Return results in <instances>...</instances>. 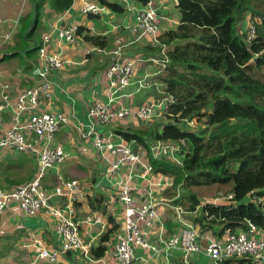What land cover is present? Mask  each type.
<instances>
[{"label": "trees", "instance_id": "16d2710c", "mask_svg": "<svg viewBox=\"0 0 264 264\" xmlns=\"http://www.w3.org/2000/svg\"><path fill=\"white\" fill-rule=\"evenodd\" d=\"M34 11L26 18L19 37L22 41L0 62L25 51L36 59L42 42L35 38L43 10L48 0H30ZM115 15L125 14L126 4L142 7L150 0H99ZM50 9L60 15L74 5V0H51ZM179 24L165 30L154 43L129 54L139 61H165L155 65L153 82L162 83L165 97H172L165 117L168 122L155 124L145 131L135 127L117 129L119 135L136 141L149 153V161L157 173L173 178L174 186L164 196L175 199L180 186L193 187L231 185L229 204H205L189 193L187 212L202 214L194 219L201 232L221 237L226 231H245L249 223L264 234V80L257 71L264 67V0H178ZM250 18L256 27V39L249 44L242 26ZM78 36L97 48H110L112 38L93 36L86 27L78 28ZM38 61V59H37ZM33 66L30 71H33ZM103 71V70H102ZM101 71V72H102ZM154 88L149 92L155 93ZM155 98V97H154ZM198 118L203 128L191 130L181 122ZM175 141L182 145L181 164L166 158L154 159L150 148L154 142ZM153 142V144H152ZM37 174V173H36ZM13 190V189H12ZM11 191V190H10ZM108 197L96 196L90 210L106 211ZM111 228L90 248V257L97 261L106 256L109 246L120 229L109 216ZM170 234L180 225L173 218L165 221ZM0 227L4 224L0 221ZM171 236V235H169ZM71 260L84 255L70 252ZM73 253V254H72ZM177 264H185L182 260ZM194 264V263H190ZM218 264H255L251 258L221 260Z\"/></svg>", "mask_w": 264, "mask_h": 264}, {"label": "built area", "instance_id": "2783aa9c", "mask_svg": "<svg viewBox=\"0 0 264 264\" xmlns=\"http://www.w3.org/2000/svg\"><path fill=\"white\" fill-rule=\"evenodd\" d=\"M178 5V0H150L149 4L141 7L133 22L128 26L132 37L130 43L123 39L116 40V59L96 79L102 82L104 100H96L87 109L91 122L90 132H83L82 139H92L95 148L100 152L113 154L114 158H107V176L114 181L116 196L122 206V223L115 233V244L111 250L113 264H135L136 251L143 249L152 257H164L169 264V256L175 252L181 253L185 264H189L194 255L218 264L221 260L233 258H251L255 264H264V234L252 223L245 231H226L219 238L208 237L203 241L199 227L181 221L183 229L179 235H166V224L162 220L161 204L157 201L164 190L174 186L173 178L157 173L149 161V153L136 143L122 139L113 140L114 134H101L96 126L110 128L126 120L150 123L159 116L166 114L173 98L168 96L162 100L153 98L141 105L124 104L128 89L134 85V78L138 73L141 62L138 59L124 58L123 48L150 40L159 44V37L163 34V17L159 16V8L165 5ZM159 4V5H158ZM107 8L100 3H86L82 12L85 14H103ZM243 29L247 42L251 44L256 39L254 24L245 23ZM78 28L66 26L56 28V38L70 44L78 39ZM13 33L5 35L8 41ZM52 34L43 36V45L39 51L38 74L40 81L34 87L22 91L17 95L14 110L13 125L4 130L0 138V151L10 150L28 155H34L38 162L35 178L25 184L16 186L11 191L0 189V213L13 203L21 206L26 216H36L45 211L55 220V231L61 239L59 250L39 248L37 258L47 263H56L61 255L80 251L85 258L90 257V246L80 232V222L76 219L75 203L82 195V185L78 180H63L53 188L45 187L43 179L48 170L59 164L64 158V151L54 145L57 133L70 123V116L65 113H37L42 98L50 100L53 96V70L63 68L65 62L62 54L49 52ZM155 65H163L165 61L151 60ZM158 75V72L154 76ZM152 75H146L139 81V90L154 88L159 90V83L152 82ZM11 83L0 73V111L10 106ZM3 119L0 115V123ZM186 126L195 130L197 119L186 120ZM150 155L154 159L170 158L181 164L182 145L175 141H159L150 148ZM232 194L218 198L206 204H229ZM63 198L61 205L53 203ZM264 202V198L260 199ZM180 211L181 208H176ZM168 230V229H167ZM159 231V232H158ZM152 232L158 235V240L152 241ZM149 260V259H148ZM100 264H111L107 259L98 260Z\"/></svg>", "mask_w": 264, "mask_h": 264}, {"label": "crops", "instance_id": "0c3cea01", "mask_svg": "<svg viewBox=\"0 0 264 264\" xmlns=\"http://www.w3.org/2000/svg\"><path fill=\"white\" fill-rule=\"evenodd\" d=\"M50 1L48 0L46 3L45 9H49L46 12L54 18L52 23H55L52 30L49 31V33L53 31V34L51 43L48 45V50L52 53L57 52L62 54L63 59H65V64L63 68L52 71L50 78L54 85L53 96L50 100L42 98L36 112L65 113L70 116L71 121L57 133L54 139V145L64 151V158L59 164L47 171L43 183L45 187L51 189L56 182L57 184L60 182V179H71L81 182L82 195L75 203L76 219L81 223V235L91 248L111 228L109 216L115 218L121 227L123 206L114 198L116 196L115 184L106 174L108 169L106 157L113 159V154L109 151L100 152L97 150L92 139H82V133L90 132L91 130V122L88 118L86 106L91 105L96 100L106 99L102 82L97 80L96 76L116 59V40L123 39L125 42L131 38L127 28L133 22L136 12L142 6L134 2H129L126 4L128 10L122 15H115L107 9L102 14V17L107 16L115 27L112 29L108 25L97 34L91 30V26L88 25L90 27L88 28L86 23L88 19L92 21V19L102 18L101 15L85 14L82 12V8L86 3H100L99 0H74L72 9L60 15L50 9ZM174 6L179 11L177 5ZM33 11L34 8L30 0H0V59L4 58L8 53L11 55L14 54L12 51L16 44L20 43L19 47L22 46L23 43L19 34L26 22L24 17H28ZM79 14L83 15V19H88L83 20L82 15L78 17ZM58 17H61L63 21L56 20ZM76 18H81V21L75 23ZM163 19L169 25L166 29L162 25L164 31L174 29V24L176 26L179 24L180 15L169 17L168 13H166ZM45 23L46 20L43 18L42 29L45 28ZM90 23L93 25L92 22ZM37 26L38 29L35 33V38L42 42L39 34L42 29L41 27L39 28V25ZM66 26H76L77 28L81 26L86 27L93 36L112 38L113 42L109 44V49L97 48L95 45L84 41L83 37L80 36H78L76 43H67L56 38L55 34L56 28ZM10 33H13L10 40L5 41V35ZM83 41L92 48V52L86 50ZM148 44L150 43L146 40L135 45H127L123 48L122 56L128 58L130 57L129 54L133 51L138 53L137 51ZM153 46L156 45L154 44ZM38 58L39 53L36 59L32 60V58H28L25 51H20L16 56L0 62V73L12 85L10 96L11 104L3 111H0L3 119L2 123H0V138L4 130L10 128L14 123L13 117L17 95L27 90L24 88L21 89L20 86L25 84L24 86L27 85L26 87L30 89L40 81L38 74L40 64L39 60L37 61ZM149 60H145V64L139 65V72L145 66H154L155 68V65L149 64ZM31 66L34 68L32 72L30 71ZM152 77L154 78L155 76ZM130 89H128L126 98H124V104L126 106L141 105L135 99V93L132 89L131 92ZM150 98L154 97L152 96ZM150 98L147 100H150ZM129 121L134 126L138 125V122L132 120L123 121L121 124ZM154 121L145 124H153ZM96 130L101 134L113 133L114 137H116L115 140L113 138L115 142L123 139L117 133L118 130L112 127L104 128L96 126ZM37 171L38 162L34 155L10 150L0 151V189L10 191L18 185L28 183L35 178ZM68 176L69 178H67ZM96 196L108 197L109 204L107 205L106 211L92 212L90 210V201ZM62 201L63 198L54 200L53 203L61 205ZM165 211L166 208L161 209V213H164V215ZM0 221L4 224V228L0 227V264H100L98 260L94 261L77 256L76 259L71 260L65 255H61L56 263H47L38 259L39 248L59 250L62 244L61 239L55 231L56 220L45 211L36 216H26L21 206L18 203H13L9 208L0 213ZM199 231L203 241L208 237L218 238L210 232L202 233L200 228ZM154 233L152 232L150 235L152 241L158 240L159 237L158 235L154 236ZM165 234L170 235L167 229ZM114 244L115 240L113 238L109 246V251L103 257L111 264L113 262L110 252ZM142 250L136 251L138 258L135 264H167L164 257H152L150 253ZM67 255H71V253H67ZM181 257L180 252L171 254L169 256V264H177V261L182 260ZM189 262L197 263L195 260H190Z\"/></svg>", "mask_w": 264, "mask_h": 264}, {"label": "rangeland", "instance_id": "374dc122", "mask_svg": "<svg viewBox=\"0 0 264 264\" xmlns=\"http://www.w3.org/2000/svg\"><path fill=\"white\" fill-rule=\"evenodd\" d=\"M158 1L159 0H156V3H158ZM158 8H159V16L160 17H163L166 13H168L169 17L178 16V14L180 15V12L176 10V8H175L173 3H171V5H165L163 7L158 6ZM131 9H133V8L131 7ZM46 10H49V9L48 8L44 9V14L42 15L40 23L38 24L39 28H40L41 25H42V19L45 18V20H46V23L44 24L45 28L42 29V27H41L42 30L39 33L41 39H42V36H44V35L53 34V31L50 32V33H49V31L52 30L53 25L55 23V22L52 23L54 18L52 16H49L48 12H46ZM80 15H82V14H79L78 17H80ZM99 15H101V17L103 16L102 14H99ZM24 18L26 20L27 17H24ZM82 19H83V15H82ZM87 19L88 18L83 19V20H87ZM100 19H104V20H100ZM100 19L99 18L92 19V21H90L88 19V21L86 23L87 26L88 25L91 26V30L94 33L99 34V32L101 30H103L105 27H107L108 25H110L111 28L114 29L115 26L112 24V21L107 18V16H104V17H102ZM56 20L63 21L61 19V17H58ZM80 21H81V18H76L75 23H78ZM90 22H92L93 25H91ZM246 23H249V24L253 25L252 20H250V18L246 19ZM162 25H164L165 29L168 28V26H169L168 23L166 22V20H164V19H162ZM89 26H88V28H90ZM117 26H118V24H117ZM244 27H245V25L242 26L241 32L243 31ZM173 28H176V24H174ZM89 34L92 35L90 30H89ZM130 37H131V35H130ZM131 41H132V37L128 41H125V42L126 43H130ZM148 41H150V40H148ZM83 45L86 47L87 51H89V52L93 51L92 48L89 45H87L84 41H83ZM157 45L158 44H156V46ZM141 64H145V62H141L140 65ZM150 65H152V64H150ZM139 71H140V69L138 70V73H137V75L134 78V85L131 87L132 91L135 93V99H137L138 103L139 104H143L147 99H149L152 96L155 97L156 99L162 100L165 97V95L162 92V90H163L162 83H159V90L156 89L155 93H153V94L151 92H149V90L151 88H148L146 90H142V91L138 92V90H139V81L142 80L146 75L154 76L155 71H156L154 66H145V67H143L141 69V72H139ZM257 74H258V77L260 79L264 80V67L262 69H259L257 71ZM152 80H153V77L151 79V83H152ZM24 85L25 84L21 85L20 88L21 89L24 88V89L28 90L29 88L26 87L27 85L26 86H24ZM131 89H130V91H131ZM150 99H153V98H150ZM88 107H89V105L86 106V109H88ZM196 119L198 121V126L196 128H198V129L203 128L204 120L199 121L198 118H196ZM165 122H168V119L165 117V115H163V116H159L154 121L153 124H145L144 122L139 121L138 125H137L138 127H137V126H134L133 124H131V122L129 121V122H126V123H122V124H119V125L112 126V128H114L116 130L117 129H123L124 130L125 128H128L129 126L133 125L135 127L134 129H136V130L144 129L145 131H148L152 127V125L155 126V124H161V123H165ZM181 123H182L181 126L184 128L185 122H181ZM115 138L116 137H114V140H115ZM152 144H153V142H152ZM151 146H153V145H151ZM142 149H144V148L142 147ZM160 158H162V157H159V159ZM166 159L171 160L170 158H166ZM67 178H69V176ZM56 185H57V182L55 183L54 187ZM230 190H231V185H226V186L213 185V186H204V187H193V188H190L188 190H185L184 188H182L180 186L176 190L178 192V194L175 197V199H177V198L179 199L178 203H175V201L172 202L171 200H168L166 198V196H164V194L166 192V190H164L162 192V195H159L158 198H157V201H163L161 199H165L164 202H162V204L160 206L161 209L166 208L165 215H164V213L162 214V220H163L164 223H166L165 222L166 220L168 221L169 218H173L180 225V227L179 226H175V228L171 231V233H173V234H170V235H179L181 233V231L183 229V224L181 223V221H185V222L194 224V219L196 218V216H200L202 214L201 209H199L196 213H189V212L186 211L187 210V206H189L188 194H187L186 191H190L189 193H193V194L197 195V197L201 200L202 206H203V205L206 204V202H214L218 198H222V197L228 196V194L230 193ZM176 208H181V210L177 211ZM139 250H142V249H139ZM190 260L191 261L195 260L197 262L196 264H214L213 261H210L209 259L204 258V257H200L199 255L192 256Z\"/></svg>", "mask_w": 264, "mask_h": 264}, {"label": "clouds", "instance_id": "9594fccd", "mask_svg": "<svg viewBox=\"0 0 264 264\" xmlns=\"http://www.w3.org/2000/svg\"><path fill=\"white\" fill-rule=\"evenodd\" d=\"M10 40V39H9ZM38 60H39V58H38ZM155 65V64H154ZM70 253V252H69Z\"/></svg>", "mask_w": 264, "mask_h": 264}, {"label": "water", "instance_id": "95a60500", "mask_svg": "<svg viewBox=\"0 0 264 264\" xmlns=\"http://www.w3.org/2000/svg\"><path fill=\"white\" fill-rule=\"evenodd\" d=\"M3 59V58H2Z\"/></svg>", "mask_w": 264, "mask_h": 264}]
</instances>
